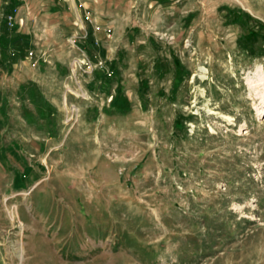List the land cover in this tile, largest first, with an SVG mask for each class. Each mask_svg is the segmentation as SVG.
Here are the masks:
<instances>
[{"label": "rangeland", "instance_id": "374dc122", "mask_svg": "<svg viewBox=\"0 0 264 264\" xmlns=\"http://www.w3.org/2000/svg\"><path fill=\"white\" fill-rule=\"evenodd\" d=\"M0 264H264V0H0Z\"/></svg>", "mask_w": 264, "mask_h": 264}, {"label": "bare ground", "instance_id": "6f19581e", "mask_svg": "<svg viewBox=\"0 0 264 264\" xmlns=\"http://www.w3.org/2000/svg\"><path fill=\"white\" fill-rule=\"evenodd\" d=\"M224 117H227V118H228V116H227V115H224ZM20 256L22 257V251L20 252Z\"/></svg>", "mask_w": 264, "mask_h": 264}]
</instances>
